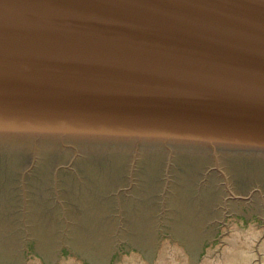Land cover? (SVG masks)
<instances>
[{
  "label": "water",
  "instance_id": "obj_1",
  "mask_svg": "<svg viewBox=\"0 0 264 264\" xmlns=\"http://www.w3.org/2000/svg\"><path fill=\"white\" fill-rule=\"evenodd\" d=\"M263 241L264 0H0V264Z\"/></svg>",
  "mask_w": 264,
  "mask_h": 264
},
{
  "label": "rangeland",
  "instance_id": "obj_2",
  "mask_svg": "<svg viewBox=\"0 0 264 264\" xmlns=\"http://www.w3.org/2000/svg\"><path fill=\"white\" fill-rule=\"evenodd\" d=\"M207 264H264V241L259 244L252 242L234 247L228 250L223 260Z\"/></svg>",
  "mask_w": 264,
  "mask_h": 264
}]
</instances>
